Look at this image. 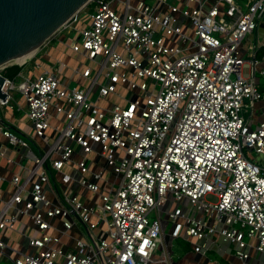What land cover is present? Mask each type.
<instances>
[{
  "label": "built area",
  "instance_id": "obj_1",
  "mask_svg": "<svg viewBox=\"0 0 264 264\" xmlns=\"http://www.w3.org/2000/svg\"><path fill=\"white\" fill-rule=\"evenodd\" d=\"M84 9L43 45L59 58L5 78L0 107L18 93L28 127L0 125V157L12 165L19 149L32 167L23 165L25 178L0 175V232L34 253L0 239V264H169L163 222L202 256L217 236L237 245L241 264L251 249L264 258V121L253 118L264 108L254 37L264 0H90ZM18 216L35 233L17 231ZM77 225L84 233L69 237Z\"/></svg>",
  "mask_w": 264,
  "mask_h": 264
},
{
  "label": "water",
  "instance_id": "obj_2",
  "mask_svg": "<svg viewBox=\"0 0 264 264\" xmlns=\"http://www.w3.org/2000/svg\"><path fill=\"white\" fill-rule=\"evenodd\" d=\"M90 0H0V71L37 53L45 42ZM5 77L0 73V102ZM0 125L4 122L0 119Z\"/></svg>",
  "mask_w": 264,
  "mask_h": 264
},
{
  "label": "crops",
  "instance_id": "obj_3",
  "mask_svg": "<svg viewBox=\"0 0 264 264\" xmlns=\"http://www.w3.org/2000/svg\"><path fill=\"white\" fill-rule=\"evenodd\" d=\"M214 1H216V0H209V2L211 4L214 3ZM238 3L240 5L244 4L245 0H238ZM261 24H262V27H261V25L259 26L257 35L254 36L255 38L258 39V43H259L260 47L264 46V22ZM254 37L250 36L248 38L253 40ZM59 56L60 55H59L58 50H50L49 49L48 55L46 57H44V62L45 63L46 62L53 63L54 59L59 58ZM259 67H260V63H258L257 70H258V74L261 75L260 72H264V71L260 70ZM14 104H15V106H14L15 108H12L10 113L8 112L9 108L5 107V109L6 108H8V109L6 111V115L5 116L3 115L1 120L4 122V124L6 123V124L10 125V127H11V129H13V131H15L18 134H21L22 130L24 131L28 127L27 118L25 117V114H24L25 106H24L21 98L19 100H15ZM5 109H4V107L1 108V110H5ZM255 110H259V111L264 110L262 103H257L255 105ZM259 121H264V116L263 117H257L254 120L255 123L259 122ZM5 143H6V140L0 134V145L5 144ZM21 155H22V150L17 149L13 154V158H14L15 163L12 165L6 164L5 160L0 157V175L5 176L8 179L11 178L15 174L19 175L21 178H25L26 177V170L22 168L23 165H25V167H32V165L25 164V161H23L20 158ZM98 162H99L98 171H101V170L107 171V169L105 168V164H103L101 161H98ZM102 166H104V167L102 168ZM55 180L58 181L59 176H55ZM72 189L74 191H78V193H80V194L85 193L83 190L78 188L76 184L72 185ZM2 190L4 193L3 198L8 199L9 196L11 195L12 191H13V188L11 185H4L2 187ZM14 213L16 215V212H14V211L10 212V214H14ZM17 221H18V223H16L17 224L16 225L17 231L28 232V233L31 232L32 234L35 233L32 229V228H34V226L32 225V223L28 217L18 216ZM50 222L55 228L61 229V226H60L61 219L55 218V219L51 220ZM166 229H168V226L165 222H163V227H162L163 232ZM82 231L84 233L83 228L80 225L79 226L77 225V227L74 228L73 231H71L69 233V237L79 238V237H81ZM51 235L57 236L59 234L57 232L52 231ZM69 237L60 236V238H61L60 245L66 251H69V250L73 249V247H74L73 241ZM0 239L7 241L9 243L12 242V240L14 239L15 241H18V243L13 244L12 245L13 248L17 249L19 252L24 253V254L34 253V251L27 246L26 240L21 238L20 235L16 232H11V231L0 232ZM197 245H198V243H197ZM236 250H237V245H235L233 243H229V242H223L219 237L213 236L208 241L206 254L204 256H202L201 254H198L201 256V258H203L202 260H205V262L204 263H198V264H230L227 260L224 259V257L226 255L233 256L235 258V260L237 261V263L241 264L239 262V260H237V258L234 255V252ZM166 253L168 256L169 264H179V263L171 260L170 255L167 252V250H166ZM207 253H210L211 258H214V259L208 260L207 259ZM195 254H197V253H195ZM263 261H264V258H263ZM190 264H194V263H190ZM249 264H253V259L251 258V256H250Z\"/></svg>",
  "mask_w": 264,
  "mask_h": 264
},
{
  "label": "rangeland",
  "instance_id": "obj_4",
  "mask_svg": "<svg viewBox=\"0 0 264 264\" xmlns=\"http://www.w3.org/2000/svg\"><path fill=\"white\" fill-rule=\"evenodd\" d=\"M169 3H173V2L169 1ZM82 10H86V9L83 8ZM263 22H264V20H263ZM261 27H262V24H261ZM252 44H253V42H252V40L250 38L245 39V41L243 42V45L246 48H248L249 50H251ZM46 47L42 46L38 50V52L35 54V56L32 57L30 59V61H28L27 64L24 67H22L21 70H22V73L24 75L28 76L30 73H32L35 63H41L43 65H46L48 63V62H46V63L44 62V57H46L48 55V50H49L48 49L49 46L47 48ZM244 58L246 60L251 59L248 55H244ZM49 64H51V63H49ZM8 67H10V66H8ZM8 67H6V68H8ZM5 69L0 71V73H2V75H3V72H4ZM246 73H247V70L244 69L243 70V74H246ZM256 74H257L256 75V77H257L259 74H258V72ZM69 85L71 87L74 86V82H72ZM11 96H12V102L8 106L9 109L8 108H6V109L4 108L5 110H1L2 107H0V119L3 117V115L4 116L6 115L7 109H8V112L10 113L11 112L10 108L11 107L14 108V106H15L14 101L20 99L19 94L16 93V92L11 93ZM255 111L256 112H254V114H253L254 120L257 117H263L264 116V110H262V111L255 110ZM207 200L211 201V198L207 197ZM170 209H171V205H170V201H169V203L166 206V208L164 209V211L165 212H169ZM151 216H152V214H151ZM169 227L170 226H168V229H166L167 231L164 230V232H163V234H164L163 235V244H164V247L166 248L167 252L169 253L171 260L174 261V262H177L179 264L204 263L205 260H202L203 258H201L200 255L195 254L193 252V248H192L191 244L187 240H184V239L172 240L169 237ZM249 254H250L251 258L253 259V264H264L263 257L261 256L260 253H257L255 251V249H251L249 251ZM207 259L210 260V259H214V258H211V254L207 253ZM224 259L227 260L230 264H238L237 261L235 260V258L233 256H231V255H226L224 257Z\"/></svg>",
  "mask_w": 264,
  "mask_h": 264
},
{
  "label": "trees",
  "instance_id": "obj_5",
  "mask_svg": "<svg viewBox=\"0 0 264 264\" xmlns=\"http://www.w3.org/2000/svg\"><path fill=\"white\" fill-rule=\"evenodd\" d=\"M256 60L260 63V70L264 71V46L257 50ZM21 69L22 68L18 67L17 65L10 66L4 70L3 76L11 81L17 82V75L21 72ZM256 82L259 90L264 91V75H258L256 77Z\"/></svg>",
  "mask_w": 264,
  "mask_h": 264
},
{
  "label": "bare ground",
  "instance_id": "obj_6",
  "mask_svg": "<svg viewBox=\"0 0 264 264\" xmlns=\"http://www.w3.org/2000/svg\"><path fill=\"white\" fill-rule=\"evenodd\" d=\"M33 56H34V53H30V54L18 59L17 61H15V64L16 65H22L25 62H27L28 60H30Z\"/></svg>",
  "mask_w": 264,
  "mask_h": 264
}]
</instances>
